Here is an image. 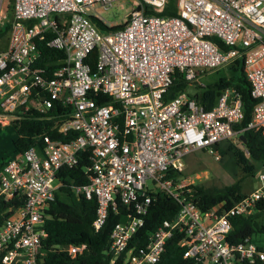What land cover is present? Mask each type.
Segmentation results:
<instances>
[{
	"label": "built area",
	"instance_id": "obj_1",
	"mask_svg": "<svg viewBox=\"0 0 264 264\" xmlns=\"http://www.w3.org/2000/svg\"><path fill=\"white\" fill-rule=\"evenodd\" d=\"M124 1L0 0V27L10 23L0 50V123L34 110L58 133H77L67 142L34 136L33 146L1 168L0 264H42L45 210L62 186L58 171L75 167L87 152L89 183L74 190L96 199L94 231L119 206L131 212L111 231L112 264H153L173 235H180L183 257L199 264H264V246L227 239L230 216L250 215L264 201V169L255 175L258 187L227 210L218 204L201 211L194 184L168 177L197 150L219 160L221 144L242 135L234 129L243 114L233 88L209 110L197 92L187 93L207 71L241 58L257 100L245 129L264 126V0H176V16L160 15L168 0H128L123 22L107 25L98 8L122 9ZM92 18L121 27L103 31ZM43 45L64 53L56 69L41 66ZM177 77L188 86L169 98ZM158 192L179 205L175 218L151 232L145 247H130ZM20 198L23 206L8 204ZM86 247L60 250L74 258Z\"/></svg>",
	"mask_w": 264,
	"mask_h": 264
},
{
	"label": "trees",
	"instance_id": "obj_2",
	"mask_svg": "<svg viewBox=\"0 0 264 264\" xmlns=\"http://www.w3.org/2000/svg\"><path fill=\"white\" fill-rule=\"evenodd\" d=\"M176 0H168L162 16H176ZM92 21L103 31L118 29L121 25L108 27L102 21L92 18ZM10 23L0 27V50L8 40ZM213 40L219 44L218 39ZM224 48V47H223ZM42 51L46 58L40 62L41 66L50 69L59 67V61L64 58V53L50 49L43 45ZM42 52V53H43ZM96 52L93 53L90 65H94ZM94 67L92 68V70ZM229 74L220 76L218 79L199 88L194 98L204 109H211L221 91L231 87L240 97L242 106V119L234 124L235 130H242L241 148L229 149L233 152L236 166L243 177L253 178L257 170L264 169V126L259 129H245L252 119L254 105L257 100L251 96V89L243 68L241 58L235 59L227 67ZM187 82L177 77L168 90V97L173 98L187 88ZM106 99V98H105ZM53 111H50L51 113ZM46 114H40L30 110L21 118L11 122L17 137L12 141L14 153L23 152L35 144L34 136L49 135L52 139H60L67 142L77 136L76 132L69 131L58 133L53 129L54 121L45 118ZM81 155V154H80ZM7 160L0 161V170ZM90 165L89 153H82V159L73 168H64L58 171V177L62 179V186L55 194L54 201L45 210L46 218L44 228L47 237L44 240L45 256L42 264H112L109 254L110 234L113 227L126 220L130 212L127 207L119 206L117 212H109L107 220L102 228L94 231L92 222L95 218L97 202L94 197L88 199L83 194L76 192L74 187L84 186L89 183L88 174L84 168ZM168 177L181 178L182 173L178 170L169 172ZM242 178L230 185L222 187H205L194 185L193 200L201 211L222 204L223 209L231 208L236 202L245 196L242 190ZM8 204L14 207L24 205V200L14 199ZM179 210V205L170 197L158 192L154 194L147 214L144 216V225L140 227L130 240L129 246L139 248L148 243V236L155 231L164 220H173ZM3 217L0 216V223ZM231 231L228 241L238 244L245 238L253 240V236H264V201H259L256 209L250 215H235L229 218ZM86 244V249L71 258L66 251H61L70 245ZM259 246V245H258ZM184 247L180 246V235H173L167 240L164 251L160 258L153 264H199L193 259L183 257Z\"/></svg>",
	"mask_w": 264,
	"mask_h": 264
},
{
	"label": "rangeland",
	"instance_id": "obj_3",
	"mask_svg": "<svg viewBox=\"0 0 264 264\" xmlns=\"http://www.w3.org/2000/svg\"><path fill=\"white\" fill-rule=\"evenodd\" d=\"M123 8L114 5L111 9L105 10L101 7L98 8V13L101 19L107 25H116L123 22L126 13L131 8V3L125 0ZM8 42V40H7ZM5 42L4 47L7 46ZM228 66L207 71L198 83L192 84L187 89V93L194 94L199 92V88L204 87L208 83L218 79L220 76L228 75ZM0 123V161L13 159L17 154L14 153V146L12 141L17 137L16 132L12 128L11 122L13 120H1ZM231 145V146H230ZM241 148L242 144L238 140H229L221 144L220 159L216 160L205 150H197L192 154L187 155L180 161L181 173L183 180L191 182L194 185H202L205 187H222L230 185L238 179L242 178V190L248 194L253 187L258 186L256 178L243 177L242 173L236 166L233 158V152L230 147ZM256 245L264 246V236H253L252 240Z\"/></svg>",
	"mask_w": 264,
	"mask_h": 264
},
{
	"label": "crops",
	"instance_id": "obj_4",
	"mask_svg": "<svg viewBox=\"0 0 264 264\" xmlns=\"http://www.w3.org/2000/svg\"><path fill=\"white\" fill-rule=\"evenodd\" d=\"M259 170H261V169L259 168V169L257 170V172H258ZM255 175H256V174H255ZM253 178H256V177L254 176ZM256 180H257V179H256ZM257 181H258V180H257ZM257 187H258V186H256V187L254 186L253 189H252L250 192H252V191H253L254 189H256ZM250 192H249V193H250ZM243 193H244V192H243ZM244 194H245V193H244ZM245 195H246V194H245Z\"/></svg>",
	"mask_w": 264,
	"mask_h": 264
},
{
	"label": "water",
	"instance_id": "obj_5",
	"mask_svg": "<svg viewBox=\"0 0 264 264\" xmlns=\"http://www.w3.org/2000/svg\"><path fill=\"white\" fill-rule=\"evenodd\" d=\"M240 139H242V140H243V142H244V139H243V136H242V135L240 136Z\"/></svg>",
	"mask_w": 264,
	"mask_h": 264
}]
</instances>
